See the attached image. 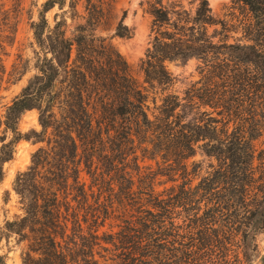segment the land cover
Wrapping results in <instances>:
<instances>
[{
  "label": "trees",
  "instance_id": "obj_1",
  "mask_svg": "<svg viewBox=\"0 0 264 264\" xmlns=\"http://www.w3.org/2000/svg\"><path fill=\"white\" fill-rule=\"evenodd\" d=\"M193 1V13L146 1L152 40L142 84L93 36L105 0H84V24L72 37L65 17L52 26L45 17L67 0L42 4L31 25L36 74L7 107L0 137V181L16 143L42 144L14 181L22 214L0 227V243L11 236L26 243L22 264H230L233 247L246 262L257 252L264 148L253 143L264 134V0H233L244 13L237 26L216 20L207 0ZM78 2L69 0L73 18ZM115 35L131 31L121 21ZM191 60L200 78L180 96L168 65ZM31 110L41 129L22 134L19 121ZM198 151L210 162L192 185L201 163L188 171L187 161ZM138 152L157 170L141 167ZM112 220L119 231L99 233Z\"/></svg>",
  "mask_w": 264,
  "mask_h": 264
},
{
  "label": "rangeland",
  "instance_id": "obj_2",
  "mask_svg": "<svg viewBox=\"0 0 264 264\" xmlns=\"http://www.w3.org/2000/svg\"><path fill=\"white\" fill-rule=\"evenodd\" d=\"M47 0H0V137L3 136L4 126L2 125L3 116L8 106L17 97L21 90L27 85L28 81L36 74V45L33 39L31 25L37 21L38 13L42 10V4ZM147 0H105L103 15L98 26L93 31V36L103 40V43L112 50L118 52L128 67V72L138 84L143 82V74L140 69L141 61L144 58L146 50L149 48L152 33V18L147 13ZM164 4L177 2L185 10L193 13L197 2L193 0H162ZM211 14L216 20L228 22L229 25H238V21L243 18L241 5L233 0H207ZM67 0L63 10L54 7L45 14L48 23L52 26L55 18L57 20L65 17L66 36L72 37L74 28L84 24L86 12L84 10V0H79L77 5V16L73 18ZM123 22L130 31L129 38H119L115 35V29L120 22ZM214 29H220V26H214L209 29L212 33ZM241 34L230 33L229 42L239 39ZM74 57V52L72 54ZM199 63L191 60L186 65L169 64V71L176 77L172 91L183 96L185 89L199 80L200 75L197 67ZM19 131L22 134H28L31 131H40L38 123V113L31 110L24 113L18 124ZM7 141L11 138L7 134ZM6 141V142H7ZM2 143L0 142V147ZM254 147L260 151L264 148V134L253 143ZM42 144H34L32 141L21 140L14 147L13 157L10 161L2 165L3 178L0 181V227L4 225L5 220H11L16 215H21V205L19 197L14 191V181L20 173L25 172L31 164L32 154L41 147ZM138 162L143 168L157 170L156 161L143 159L138 152ZM201 163L196 176H190L192 185H196L200 178L208 171L209 160L201 155L200 151L187 161L188 171H192V163ZM212 162V161H211ZM255 166H259L255 161ZM259 170L258 173H260ZM263 171V170H262ZM261 171V172H262ZM264 175V171H263ZM82 181L88 183V178L84 172L81 173ZM165 177H159L157 182L164 183ZM181 181H178V184ZM170 183L156 187L157 192L168 188ZM119 221L112 220L106 226L99 230L116 233L119 231ZM257 252L252 254L251 259L246 262L242 256V249L233 247L230 254V264H261L264 257V233L255 236ZM26 243H19L16 236H11L8 240L3 237L0 243V253L6 255V264H22V257L26 251ZM235 255V256H234ZM96 258H98L96 256ZM99 259V258H98Z\"/></svg>",
  "mask_w": 264,
  "mask_h": 264
}]
</instances>
